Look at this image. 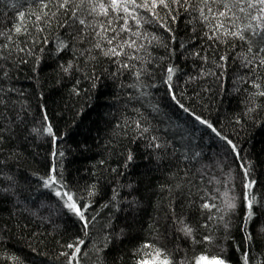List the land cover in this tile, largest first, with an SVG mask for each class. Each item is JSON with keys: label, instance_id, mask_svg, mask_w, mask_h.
Masks as SVG:
<instances>
[{"label": "trees", "instance_id": "16d2710c", "mask_svg": "<svg viewBox=\"0 0 264 264\" xmlns=\"http://www.w3.org/2000/svg\"><path fill=\"white\" fill-rule=\"evenodd\" d=\"M200 6L136 9L130 32L111 25L113 44L135 46L105 55L113 45L97 47L91 27L59 13L36 20L40 0H0V264H69L61 253L81 239L79 264H195L213 254L245 264L242 253L264 264V67H255L264 32L209 39L216 21ZM104 19L87 17L93 27ZM169 67L180 101L239 155L172 100ZM53 165L89 205L87 234L42 182Z\"/></svg>", "mask_w": 264, "mask_h": 264}, {"label": "snow or ice", "instance_id": "6c2138e0", "mask_svg": "<svg viewBox=\"0 0 264 264\" xmlns=\"http://www.w3.org/2000/svg\"><path fill=\"white\" fill-rule=\"evenodd\" d=\"M41 3V14L36 15V20H43L45 22H50L53 17L57 16V13L63 15L67 20L71 22L78 21L80 25L91 27L93 34L99 37L97 42V47H101V42H106L109 45H113L110 48L103 49L105 55H120L121 51L118 49H123L125 45L128 47L135 46L136 42L133 40L130 44L125 41L124 44L116 43L117 40V30L112 28L113 22L124 21V25H121V31H131V28L126 27L129 19L136 21V24L139 25V18L136 9H145L150 12L153 16H158L159 13L156 12L157 8L160 9H169L171 13L174 11L172 8L173 5H178L182 8H186L191 5L194 9L197 5H202L198 8L200 16L208 21L209 24H212V21H216L212 25L213 35L209 36V39H216L221 36H232L240 40H245L247 37L246 32L251 31L253 34H259L264 32V0H40ZM213 5L218 7L214 10ZM47 10V11H45ZM89 16H102L105 19L100 21L95 27L92 26L87 21ZM84 17V18H81ZM21 20L24 19V14L20 13ZM175 15L172 16L174 20ZM238 20L248 21L241 27L236 22ZM255 22V23H253ZM161 26H164L162 24ZM99 28V31L96 30ZM170 31V29H167ZM223 30V31H222ZM113 32L112 36H108L107 33ZM15 32H21V27L17 26ZM11 39V37H9ZM156 39V37H153ZM261 41L264 42V35L260 37ZM150 42V41H149ZM142 47V45H140ZM249 52H252V47L249 46ZM258 52H264V47L257 49ZM129 58H132L129 56ZM221 59H224L223 57ZM248 64H252L253 60L249 57H245ZM255 67H264V57H261L256 61ZM168 78L165 83L168 85L169 94L172 100L181 108L184 112L189 113L193 116L195 120L199 121L200 124L205 125L208 129H211L220 139L225 141L226 146L230 147L232 152L236 155H239L237 151V145L234 144L230 139L225 137L214 125L208 120L202 118L199 115H196L188 107H186L178 98L177 93L172 86V76L174 74V69L169 67L167 69ZM257 89L260 88L259 84L253 85ZM259 95L264 96V90L258 92ZM45 119L47 117L45 116ZM140 126L139 124L137 125ZM39 131L38 129H33V132ZM43 131L49 135H52L55 139V134L51 125H47ZM147 131V129H144ZM4 137L0 135V141ZM155 139V138H154ZM159 147V145H157ZM59 155H63L61 152ZM53 156H56V153H53ZM131 159V157H129ZM42 182L46 188L52 189L54 194L60 201H62L64 207L71 211V213L78 219L82 229L87 234V229L94 217L88 215V207L81 202V198L75 195L68 186L63 182L61 174L57 171L56 165H53L49 168L48 173L42 178ZM251 187V185H247ZM91 195V193H89ZM229 207L234 205L229 204ZM204 208H213L214 204L205 203L202 205ZM248 209L252 207L251 201L247 204ZM248 217L252 216L251 211L247 213ZM183 223V222H181ZM264 230V229H262ZM184 233L188 236H191L192 229L191 227L185 225L182 229ZM251 233L245 237L246 240H251ZM206 241L211 242V237L207 236L204 238ZM84 241L78 240L75 243H68L67 248L72 249L71 252L61 253L62 255L68 256L69 264H79L78 256L81 254V246ZM145 247H151L150 245H145ZM245 256V264H247V253H242ZM157 257H162L163 254L160 251L156 252ZM161 264H169L167 257H163ZM195 264H226L225 259L221 258L219 254H213L211 258L201 255L195 261Z\"/></svg>", "mask_w": 264, "mask_h": 264}]
</instances>
